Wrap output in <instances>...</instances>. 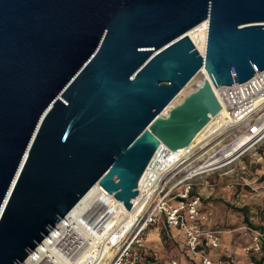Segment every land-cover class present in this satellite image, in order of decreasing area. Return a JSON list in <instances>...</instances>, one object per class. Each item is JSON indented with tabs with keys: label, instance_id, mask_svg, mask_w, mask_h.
I'll list each match as a JSON object with an SVG mask.
<instances>
[{
	"label": "water",
	"instance_id": "1",
	"mask_svg": "<svg viewBox=\"0 0 264 264\" xmlns=\"http://www.w3.org/2000/svg\"><path fill=\"white\" fill-rule=\"evenodd\" d=\"M208 20L202 57L185 35ZM264 70V0H0V264L99 183L131 208L160 144Z\"/></svg>",
	"mask_w": 264,
	"mask_h": 264
},
{
	"label": "built area",
	"instance_id": "2",
	"mask_svg": "<svg viewBox=\"0 0 264 264\" xmlns=\"http://www.w3.org/2000/svg\"><path fill=\"white\" fill-rule=\"evenodd\" d=\"M211 82L213 88L215 85L212 80ZM216 87L222 92L223 100H218L221 104L220 111H224L220 118L223 121V129L214 148L203 151L192 160L193 165H205V168L197 171L194 169L176 171L175 167L168 172L167 175L171 176L156 192L137 224L124 238L121 237L116 242L118 251L112 264H155L143 257L141 248L148 228L159 224L160 221L167 235L173 237L170 233L172 229L182 233L184 249L195 264H222L206 252L219 248V239L213 230L204 228L200 196L193 193L192 186L202 175L232 172L233 166L246 153L264 144V70L255 72L244 83H233L229 86L216 84ZM256 103H259L258 106ZM244 134L252 136L248 145L240 142ZM230 148H233V152L228 151ZM161 151L160 156L163 157L171 152L165 145ZM170 156L169 154V159ZM215 159L222 161L211 166ZM240 170L241 172L245 170L243 164H240ZM97 206L98 204L94 208ZM242 229L251 234V241L244 248L245 252L264 250V229L252 230L247 226ZM170 264L178 263L172 260Z\"/></svg>",
	"mask_w": 264,
	"mask_h": 264
},
{
	"label": "bare ground",
	"instance_id": "3",
	"mask_svg": "<svg viewBox=\"0 0 264 264\" xmlns=\"http://www.w3.org/2000/svg\"><path fill=\"white\" fill-rule=\"evenodd\" d=\"M207 31L208 20L205 19L185 33L202 57L206 50ZM201 73L208 83H212L206 71L201 70ZM212 89L222 101L221 90L215 86ZM223 113L221 110L214 116L210 115L206 125L187 146L170 150L163 157L160 153L164 145L160 144L138 182L137 194L130 209L114 194L95 183L20 264H112L118 251L116 242L137 224L156 192L171 176L167 175L168 172L175 167L176 171L205 168V165H193L192 160L203 151L214 148L223 129V121L220 120ZM250 138L252 136L244 134L240 142L248 145ZM228 151L233 152V148ZM220 161L222 159L213 160L211 166Z\"/></svg>",
	"mask_w": 264,
	"mask_h": 264
},
{
	"label": "crops",
	"instance_id": "4",
	"mask_svg": "<svg viewBox=\"0 0 264 264\" xmlns=\"http://www.w3.org/2000/svg\"><path fill=\"white\" fill-rule=\"evenodd\" d=\"M259 157L261 158L260 155ZM239 163L243 164L246 170V158L242 157ZM240 174L245 175L246 171H242ZM250 174L253 175L252 178L241 176V179L255 185L256 190L259 191L253 196L258 197L259 204L264 206V163ZM201 207L207 208V206L201 205L200 209ZM206 212L208 214L206 228L215 232L220 244L219 248L208 252L213 259L222 264H264V250L245 252L244 248L249 245L251 234L242 229L243 226H247L252 230H263L264 207L261 209L246 204L233 213H229L220 206L212 205V208H207ZM162 228L164 229L160 223L149 227L143 244V249L153 257L155 264H170L172 260H176L178 264H195V261L190 259L184 249L182 233L172 229L170 233L173 234V237H171L166 234L165 230L162 231Z\"/></svg>",
	"mask_w": 264,
	"mask_h": 264
},
{
	"label": "rangeland",
	"instance_id": "5",
	"mask_svg": "<svg viewBox=\"0 0 264 264\" xmlns=\"http://www.w3.org/2000/svg\"><path fill=\"white\" fill-rule=\"evenodd\" d=\"M243 157L246 158V170H244L246 171L245 175L240 174L241 163L238 161L237 164L233 166L232 172L228 174H223L222 172H215L207 175L205 174L201 177H198L193 182V193L200 196L202 206H207L209 209L212 208V205H215V207L220 206L229 213H233L236 209L241 208L243 205L246 206V204L261 209L264 207L262 204H259L260 200L257 199L258 197L253 196V194H256L259 191L256 190L255 185L246 183L241 179V176L252 178L253 175L250 173H254L255 169H259L260 165H263L264 144L257 146L255 150L249 151ZM254 165L255 168H253ZM213 202H215V204H213ZM207 208L203 209V207H201L200 209L201 215L203 216L202 221L204 228L208 226V214L206 212ZM160 224H162L161 221ZM147 231L145 233L146 235ZM162 231H164L163 228ZM164 248L165 250L167 249L166 246ZM206 252L208 253L210 251Z\"/></svg>",
	"mask_w": 264,
	"mask_h": 264
},
{
	"label": "trees",
	"instance_id": "6",
	"mask_svg": "<svg viewBox=\"0 0 264 264\" xmlns=\"http://www.w3.org/2000/svg\"><path fill=\"white\" fill-rule=\"evenodd\" d=\"M141 252H142L143 257H145L146 260L152 261L153 263H155L153 257L150 256L148 253H146L145 250L143 249V247L141 248Z\"/></svg>",
	"mask_w": 264,
	"mask_h": 264
}]
</instances>
